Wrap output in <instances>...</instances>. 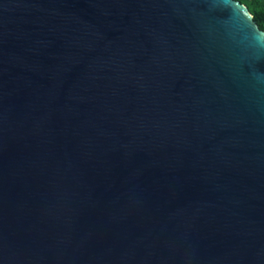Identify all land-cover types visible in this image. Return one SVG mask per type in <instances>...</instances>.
Listing matches in <instances>:
<instances>
[{"label": "water", "instance_id": "obj_1", "mask_svg": "<svg viewBox=\"0 0 264 264\" xmlns=\"http://www.w3.org/2000/svg\"><path fill=\"white\" fill-rule=\"evenodd\" d=\"M0 264H264L243 3L0 0Z\"/></svg>", "mask_w": 264, "mask_h": 264}, {"label": "trees", "instance_id": "obj_2", "mask_svg": "<svg viewBox=\"0 0 264 264\" xmlns=\"http://www.w3.org/2000/svg\"><path fill=\"white\" fill-rule=\"evenodd\" d=\"M243 3L257 27L264 31V0H237Z\"/></svg>", "mask_w": 264, "mask_h": 264}, {"label": "snow or ice", "instance_id": "obj_3", "mask_svg": "<svg viewBox=\"0 0 264 264\" xmlns=\"http://www.w3.org/2000/svg\"><path fill=\"white\" fill-rule=\"evenodd\" d=\"M236 12L238 15L240 14V8L239 7H237Z\"/></svg>", "mask_w": 264, "mask_h": 264}]
</instances>
